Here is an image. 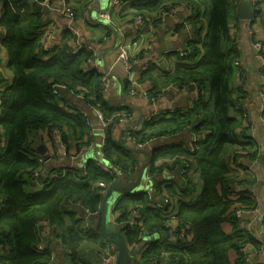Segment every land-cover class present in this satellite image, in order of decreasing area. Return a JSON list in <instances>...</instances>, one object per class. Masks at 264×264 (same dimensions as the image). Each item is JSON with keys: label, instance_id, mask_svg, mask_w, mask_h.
I'll return each instance as SVG.
<instances>
[{"label": "trees", "instance_id": "1", "mask_svg": "<svg viewBox=\"0 0 264 264\" xmlns=\"http://www.w3.org/2000/svg\"><path fill=\"white\" fill-rule=\"evenodd\" d=\"M0 1V45L13 74L12 82L0 89V264H49L53 258L51 248H38L43 244L45 229L41 224H47V232L60 240L70 264H99L109 239L105 242L101 234L86 235L83 229H76L85 219L75 218L73 209L78 205L86 214L98 212L103 190L119 178L117 170L130 178L138 173L135 149L112 137L113 127L127 111L124 106L109 104L103 95L105 81L101 73L84 70L93 55L90 49L82 46L73 51L65 41L50 50L43 48L44 32L33 4L27 0ZM231 7L229 0H123L118 9L110 11L112 16L119 13L127 17L129 22L141 15L146 26H156L162 14L173 8L187 12L185 21L176 27L182 37L180 51L176 52L178 61L171 69L157 66L158 75L141 70L136 79L154 85L160 77L165 86L178 88L196 85L197 96L189 110L175 112L170 119H152L143 135L133 136L136 142L147 145L188 126L194 139L190 146L178 141L153 147L146 166L148 173L162 171L177 179L154 181L151 192L122 194L112 209L118 212L115 222L121 227L126 246L139 240L141 230L171 231L174 242L164 239L146 246L142 257L148 264H231V249L236 251L233 264H247L244 245H260L237 223L239 212L256 207L255 197L249 191L234 192L230 188L233 180L228 157L234 161L238 155H256V149L251 150L252 141H240L235 132L249 126L245 110L232 96L231 78L238 55L235 36L229 30ZM123 87L126 91L129 81L123 80ZM62 90L83 93L85 104L101 111L106 122L101 152L111 168L89 160L83 169L59 167L45 177L41 172L33 175L40 166L39 154L30 147L36 132L59 131L71 155H76L75 150L82 144L92 143V125L85 122L80 111L83 108L62 101ZM189 157L201 188L193 198L195 184L190 175L191 162L186 160ZM172 158L174 161L168 164ZM158 159L162 160L159 164ZM38 180L41 188L26 189L27 183ZM134 210L140 214L141 225H129ZM66 217L72 221L67 223ZM171 219L176 223L174 228L169 224ZM224 221L232 225L230 233L223 232ZM184 226L194 231L189 241L179 238ZM87 244L97 245V263L82 260ZM167 255L173 256L168 263Z\"/></svg>", "mask_w": 264, "mask_h": 264}, {"label": "crops", "instance_id": "2", "mask_svg": "<svg viewBox=\"0 0 264 264\" xmlns=\"http://www.w3.org/2000/svg\"><path fill=\"white\" fill-rule=\"evenodd\" d=\"M115 0H95L89 7L82 5V0H67V3L76 12V17L71 19L59 12L57 9L60 7L61 0H53L49 5L50 12L48 14L39 13L36 20L41 25V30L47 25L52 30V42L65 41L66 44L73 49L78 50L82 46L90 49L93 53L92 58L84 64V70L95 69L103 75L105 78V89L103 95L112 106L121 107L124 106L128 116L122 119L112 129V137L118 143H124L130 148H136L129 140V135H143L147 131L149 121L152 119L165 118L170 119L175 112H185L189 110L193 101L197 96V86L187 85L181 88L176 86H165L161 83L160 77L156 78V83L153 85L148 80L137 81L135 92H131V85L126 91H124L123 80L129 81L138 77V73L141 70L149 69L155 75L159 70L157 64L166 66L171 69L172 63L178 61L176 52L180 50L182 37L177 33V25L183 23L187 17V12L184 9L177 10L175 13H171L165 17L162 21L156 24L154 29H150L145 35L149 47L146 51L142 52L140 56L126 69L117 62H114V55L119 43L129 41L136 29H148L146 25L136 27L129 22L127 17H123L119 13H115L110 20H104L99 17V12H110L114 9ZM118 1V8L123 4V0ZM242 0H229L231 12L229 15V30L235 36L237 42V60L235 61V70L231 78L232 96L238 99L239 105L245 110L248 120V128L243 130L242 128L236 129V135L240 141L250 142L252 141V149H256V155L254 158L238 155L235 160H230L228 157L227 162L230 168V178L233 183L230 185L231 190L234 192L249 191L256 199V207L251 210H243L238 214V227L247 231L258 242L259 246L248 245V250L245 252L250 257L249 264H264V99L261 98L264 82L262 76L264 72V63L255 50L254 41L257 39H264V7L261 6L260 14L253 20L238 19L235 17V12L239 7ZM28 2V0H27ZM28 4H30L28 2ZM2 5V4H1ZM0 5V8H1ZM235 5V6H234ZM32 6L30 7L29 14L31 13ZM176 30V32H175ZM166 43L169 48L166 47ZM264 45V41H263ZM166 54V56H165ZM48 54H46L47 56ZM0 60L2 65L0 68V85L7 86L12 82L13 74L9 67H7L8 56L7 53L0 45ZM187 61V60H185ZM60 97L63 100L70 102L71 104L83 108L89 111L90 116L96 119L94 110L87 106L83 100V93L75 91L68 92L61 91ZM146 92L147 96L140 94ZM156 95V96H149ZM153 98V99H152ZM62 102H60L61 104ZM161 115V116H160ZM156 116V117H155ZM99 124L97 119L92 124L93 140L90 147H86L76 157L71 156L66 148H63L57 141L52 142L50 139V132L43 129L36 132L33 135L30 147L32 150L42 155L43 166L41 173L45 177L49 175V172L53 168L62 167H75L83 169L86 162L93 160L103 168H111L112 165L109 161L104 159L101 152V145L103 142V128L94 129V124ZM245 133V134H244ZM194 139L192 132L188 126L183 127L180 131L175 133H169L153 140L152 145H144L140 147L147 151L148 154L152 153L153 147L167 146L178 141L186 142V145L190 146V142ZM137 152V151H136ZM243 154V153H242ZM137 162L139 163V170L135 178L126 177L122 172L117 170L119 176L117 182L122 187L132 186L138 179L140 168L147 163L148 155L145 153H136ZM182 158V156H181ZM183 160L184 159H180ZM190 161V167L192 169L193 177L197 176V172L193 171L194 162L191 157L186 159ZM157 163H161L162 160H156ZM174 159L167 160V163H172ZM182 163V161H179ZM148 166V165H147ZM179 167V166H178ZM43 179V177L41 178ZM160 179H177L176 175H166L162 171H158L156 175H150L145 167L143 171V177L135 186L132 192L152 190L150 185L151 181H157ZM195 184V190L191 198H193L199 191L200 183L198 179H192ZM26 184V189L36 190L42 187L41 184ZM151 190L149 192H151ZM131 193V192H129ZM164 193V191H163ZM105 194V190L102 192V197ZM165 194V193H164ZM122 194L118 193L116 198H119ZM102 200V199H101ZM115 200L110 204L109 208V223H116V217L118 212L113 211V205ZM75 218L85 219V222L81 220V225L76 226V229H83V232L87 234L98 233L100 228V207L96 213L86 214L83 207L74 206ZM66 222H71L69 217H66ZM67 222V223H68ZM84 223V225H83ZM117 224V223H116ZM85 226V228H84ZM87 226V228H86ZM41 224V228H42ZM222 230L227 233L232 230V225L224 221L221 224ZM89 230V231H86ZM43 246L50 247L52 250V261L49 264H70L67 254L65 253L63 246L58 238L49 234L47 229L42 230ZM169 234L168 237H162V234ZM184 233L181 238L184 240H191L194 231L187 230L182 231ZM139 240L136 243L128 245V255L130 258V264H148L143 260V251L146 246L152 241L174 242V237L171 231H165L163 229L141 230L139 231ZM104 238L105 242L111 241ZM112 242V241H111ZM96 244H87L86 253L82 256V260L85 262L97 263L100 257L96 256ZM167 255V263L170 261ZM236 257V251L234 249L229 250L228 260L233 264Z\"/></svg>", "mask_w": 264, "mask_h": 264}, {"label": "built area", "instance_id": "3", "mask_svg": "<svg viewBox=\"0 0 264 264\" xmlns=\"http://www.w3.org/2000/svg\"><path fill=\"white\" fill-rule=\"evenodd\" d=\"M34 1L41 3L43 5H49L53 0H34ZM82 1H84L83 4L86 7L87 6L89 7L91 4H93L95 2V0H82ZM114 3H115L114 10H116V9H118V1L115 0ZM0 5H1V1H0ZM9 5H10L12 10H16V7L11 2H9ZM57 9L59 10V12L61 14L65 15L71 19L76 17V12L67 3V0H61L60 7H58ZM181 9L182 8H173L170 12H168L166 14H162L161 21L163 19H165V17L168 16L169 14L175 13L177 10H181ZM20 11H22V8H20ZM0 14H1V8H0ZM98 15L100 18H102L104 20H110L112 17V14L110 12H107V11L99 12ZM131 23L134 24L136 27L143 26L144 18L141 15H137ZM147 27H148V29H136L135 33L133 34L132 38L129 41L119 43V45L116 48L115 55H114V62H117L120 65H122L123 67H125L126 69H128V67L140 56V54L142 52L146 51V49L149 47V43L147 42V38H145V35L149 32L150 29H154L156 26L149 24V25H147ZM43 32L44 33H43V38H42V47L47 49V50H50L58 42L57 43L52 42V30H51V27L49 25H47L43 29ZM263 41H264L263 38L255 40L254 41V47H255V50L258 52L259 57L261 58V60L264 63ZM158 63H160V62H158ZM1 65H2V61L0 60V68H1ZM159 65L160 64H157V66H159ZM165 69H168V68H166V66H165ZM103 79L105 81L104 77H103ZM137 81L138 80L136 78L129 79V84L131 85V89H132L131 92H133V93L135 92V89L137 86ZM262 81L264 82V76H262ZM3 87L4 86L0 85V89ZM104 89H105V83H104L103 90ZM140 94H142L143 96H147L146 92H141ZM260 95H261V98L264 99V86H263V89H262V92L260 93ZM0 104H1V99H0ZM80 111L85 118V122L92 125L93 123H92V118L89 114L90 112L85 110V109H81ZM94 115L96 116V119L99 122L101 128H103L106 125V122L104 121V119L102 117L101 111L99 109H94ZM127 116L128 115L126 113H123L122 117L120 118V121L122 119L126 118ZM50 139L52 140L53 143H54V141H57L63 148H66L60 140L59 131L52 130L51 134H50ZM128 140L136 148H140V147L144 146L146 143V142H144V143L136 142L135 137L133 135H129ZM90 146H91V144H82L77 150H75V152L77 154L71 155V156L76 157L86 147H90ZM38 160L40 162V166L33 173V175H38V173H40L42 170V166H43L42 155H38ZM42 225H43V228H46L47 230L49 229V226L47 224H42ZM129 225H141L140 214L135 210L133 211L132 217L129 220ZM171 227L172 228L176 227V223L171 224ZM183 234L184 233H182V230H181L180 234H179L180 239H181V235H183ZM244 246H248V244H245ZM42 247H43V244H38V248H42ZM245 259H246L247 264H249L250 263V257L247 255V253H246ZM116 262H117V255H116L115 245L113 242L109 241L107 244V248L105 249L104 254L101 255V259H100L99 264H116Z\"/></svg>", "mask_w": 264, "mask_h": 264}, {"label": "water", "instance_id": "4", "mask_svg": "<svg viewBox=\"0 0 264 264\" xmlns=\"http://www.w3.org/2000/svg\"><path fill=\"white\" fill-rule=\"evenodd\" d=\"M29 3L33 4V8L36 12L39 13H45L48 14L50 12V7L47 5H43L41 3L35 2L34 0H28ZM259 9L256 8L252 2V0H242L239 4V7L237 8L235 12V17L238 19H249L253 20L256 17H258ZM166 47L169 48V46L166 43ZM96 119L92 120V123H95ZM94 129L98 130L101 128L100 124H94ZM149 145H152V143H149ZM137 152L145 153L148 155V161L150 160V154L147 153V151L143 149H135ZM147 166V163H145L139 171L138 179L133 183L132 186L129 187H122L119 182H115L114 184L108 186L105 190V194L102 197L101 203H100V228L99 232L100 234L111 240L116 249V255H117V262L116 264H130V258L128 255V246L125 245L123 236L121 234V227L116 224H108L109 219H107V213H106V206L110 200V198L113 195L114 191H117L120 194H125L132 192L135 189V186L140 183L142 177H143V171L145 167ZM162 237H168L169 234L165 233L161 235ZM246 251L248 248L245 249Z\"/></svg>", "mask_w": 264, "mask_h": 264}, {"label": "rangeland", "instance_id": "5", "mask_svg": "<svg viewBox=\"0 0 264 264\" xmlns=\"http://www.w3.org/2000/svg\"><path fill=\"white\" fill-rule=\"evenodd\" d=\"M254 1H257V0H254ZM256 4H257V2H256ZM257 6H258V4H257ZM259 7V6H258ZM260 8V7H259ZM256 20V19H255ZM234 154V153H233ZM233 154H231V156L233 157ZM199 178V176L197 175V176H195V177H193V179H198ZM198 181H199V179H198ZM199 183H200V181H199ZM150 185L151 186H154L155 185V183L153 182V181H151L150 182ZM116 195H118V192L117 191H114L113 192V195H112V197L110 198V200H109V202H108V204H107V206H106V213H107V219H109V208H110V204L115 200V198H116ZM174 223V221L171 219V220H169V224L171 225V224H173ZM223 223V222H222ZM221 223V224H222ZM222 228V227H221ZM182 231H187V230H190L188 227H183L182 229H181ZM232 231V230H231ZM230 231V232H231ZM224 232V231H223ZM230 232H227V233H230ZM244 249H246V246H244Z\"/></svg>", "mask_w": 264, "mask_h": 264}, {"label": "clouds", "instance_id": "6", "mask_svg": "<svg viewBox=\"0 0 264 264\" xmlns=\"http://www.w3.org/2000/svg\"><path fill=\"white\" fill-rule=\"evenodd\" d=\"M257 1H260V3L262 4V6L264 7V0H257ZM252 2L254 4V6L259 9V13H260L261 9L257 6L256 1L252 0Z\"/></svg>", "mask_w": 264, "mask_h": 264}]
</instances>
